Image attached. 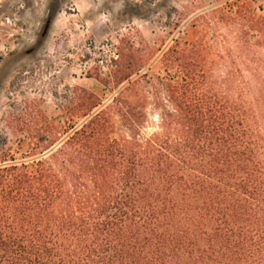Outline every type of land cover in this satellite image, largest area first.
I'll return each mask as SVG.
<instances>
[{
  "label": "trees",
  "instance_id": "1",
  "mask_svg": "<svg viewBox=\"0 0 264 264\" xmlns=\"http://www.w3.org/2000/svg\"><path fill=\"white\" fill-rule=\"evenodd\" d=\"M243 41L237 95V67L214 88L193 62L201 43L176 57L163 133L140 140L119 98L111 141L93 102L56 154L1 165L0 264H264V59Z\"/></svg>",
  "mask_w": 264,
  "mask_h": 264
},
{
  "label": "rangeland",
  "instance_id": "2",
  "mask_svg": "<svg viewBox=\"0 0 264 264\" xmlns=\"http://www.w3.org/2000/svg\"><path fill=\"white\" fill-rule=\"evenodd\" d=\"M257 19L264 0H0V166L56 154L93 102L91 114L123 98L140 115V140L163 133L165 83L194 43L193 62L214 88L239 69L237 95L238 82L254 79L236 57L251 56L243 40L264 59V27H250ZM110 116L108 138H128Z\"/></svg>",
  "mask_w": 264,
  "mask_h": 264
}]
</instances>
